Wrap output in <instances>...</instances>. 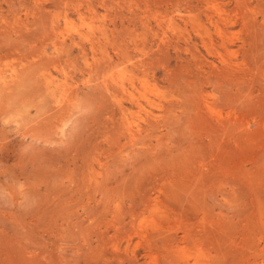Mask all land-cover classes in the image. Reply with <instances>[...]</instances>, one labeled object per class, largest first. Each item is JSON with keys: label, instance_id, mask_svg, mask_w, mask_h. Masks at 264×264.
Masks as SVG:
<instances>
[{"label": "rangeland", "instance_id": "obj_1", "mask_svg": "<svg viewBox=\"0 0 264 264\" xmlns=\"http://www.w3.org/2000/svg\"><path fill=\"white\" fill-rule=\"evenodd\" d=\"M0 264H264V0H0Z\"/></svg>", "mask_w": 264, "mask_h": 264}]
</instances>
